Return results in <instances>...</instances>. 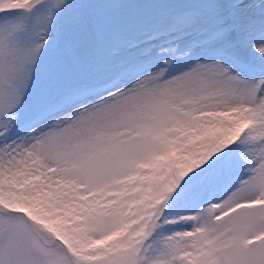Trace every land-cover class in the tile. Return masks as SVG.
<instances>
[{
    "label": "snow or ice",
    "instance_id": "snow-or-ice-1",
    "mask_svg": "<svg viewBox=\"0 0 264 264\" xmlns=\"http://www.w3.org/2000/svg\"><path fill=\"white\" fill-rule=\"evenodd\" d=\"M0 264H264V0H0Z\"/></svg>",
    "mask_w": 264,
    "mask_h": 264
}]
</instances>
